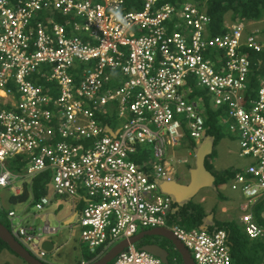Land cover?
<instances>
[{
  "label": "built area",
  "instance_id": "built-area-1",
  "mask_svg": "<svg viewBox=\"0 0 264 264\" xmlns=\"http://www.w3.org/2000/svg\"><path fill=\"white\" fill-rule=\"evenodd\" d=\"M137 1L140 8L127 10V0H0V188L49 170L52 196L84 192L78 224L91 253L140 229L168 228L195 264H232L223 230L168 224L173 201L157 181L172 180L168 150L205 136L197 86L214 109L227 108L219 123L250 160L229 186L244 198L246 237L264 240L254 217L264 200V75L255 97L247 95L248 52L263 51L264 41L243 22L224 23L226 33L210 36L205 8L189 1ZM114 113L119 126H103L101 118ZM146 147L157 160L149 157L150 172L132 159ZM17 156L27 160L24 174L7 170ZM50 202L44 196L33 206L40 212ZM7 221L43 261V236L57 230L26 227L14 211ZM114 264L165 263L130 245Z\"/></svg>",
  "mask_w": 264,
  "mask_h": 264
},
{
  "label": "trees",
  "instance_id": "trees-1",
  "mask_svg": "<svg viewBox=\"0 0 264 264\" xmlns=\"http://www.w3.org/2000/svg\"><path fill=\"white\" fill-rule=\"evenodd\" d=\"M15 2L16 0H9ZM195 3L198 7L205 8L208 16L211 19L209 32L210 36H216L227 32V28L224 27L226 16L229 15L230 22H258L264 21V0H163V3H169L172 5H179L183 2ZM136 0H127L125 9H138L140 8V2ZM61 23L63 20H59ZM264 33V29H263ZM248 57L251 61V71L247 80V95L254 98L259 88L260 78L264 74V51L260 53L248 52ZM260 62V63H259ZM79 73V72H77ZM78 82V78L75 79ZM41 83V82H40ZM194 95L201 98L205 104L204 127L205 136L212 137L214 139V146L217 145L218 140H221L224 136V132L219 124V118L226 116V107L214 109L210 104V97L205 90H201L197 86H192ZM103 126H109L115 129L119 126V122L116 120V115L108 114L101 118ZM233 138V137H232ZM190 145L196 148V144L193 140H189ZM215 156V151L205 160L206 168L211 171V164L208 159H212ZM132 159L139 165H141L146 172H150L148 161L149 151L147 149L139 150V153L134 155ZM27 166V160L24 157L17 156L14 159L7 161V170L12 174H24ZM238 169H227L218 174H214V185L218 187L230 182L234 175L239 172ZM51 179V172L45 171L35 176L29 184H23L20 194L10 197V202L13 204L23 203L30 201L31 205H34L42 197L48 193V183ZM218 193V191H217ZM217 197L223 199V196L218 193ZM83 203H79L77 209L81 210ZM264 210V202L260 203L255 208L254 217L258 224L264 226V220L261 219L260 213ZM216 212L214 207L210 211ZM260 212V213H259ZM207 211L200 203L190 201L182 206L172 203V209L168 214L167 222L169 225H178L185 230H199L203 225L204 219L207 215ZM7 213L0 205V217L6 220ZM0 223L4 225L8 230V221L4 222L0 219ZM217 230H223L227 235V247L229 249V255L232 264H260L264 255V240H250L246 237L242 226L236 220H213V225L209 226L208 232H215ZM154 238V237H153ZM157 239V238H156ZM163 248L167 247L170 252L169 263L172 264L175 260V264H182L180 255L174 250L171 243L162 238ZM149 243L148 240H142L137 244L140 248ZM165 245V246H164ZM87 248V247H86ZM3 250H8L14 254L8 246L0 240V253ZM102 247L98 248L94 253H90L88 249L83 253V259L87 263H91L99 258ZM17 256L16 254H14ZM18 257V256H17ZM23 264H26L23 261ZM109 264H114V260Z\"/></svg>",
  "mask_w": 264,
  "mask_h": 264
},
{
  "label": "rangeland",
  "instance_id": "rangeland-1",
  "mask_svg": "<svg viewBox=\"0 0 264 264\" xmlns=\"http://www.w3.org/2000/svg\"><path fill=\"white\" fill-rule=\"evenodd\" d=\"M226 22L229 23V15L226 16ZM246 25H248L247 28L248 30H252L254 28H258L259 30H261L264 28V21L249 22ZM221 129L224 132V136L221 140H218L217 145L214 148L215 156L212 158L213 159V164L211 165L212 173L218 174L220 172H223L225 169H231L236 167H243L242 169H244L250 163V160L246 157L239 156V145L237 139L234 137L232 138V136L227 131V128L225 126H222ZM145 149L149 151V157L151 161L150 163L151 164L156 163L157 160L154 158L152 148L146 147ZM173 150L174 152L168 150L166 160H168L170 157H173L174 160L170 163L172 165H178V167L176 166L175 167L178 168L179 171V167H182L184 165L183 163L181 164L180 161L183 158L187 157V150H183L181 147L175 148ZM187 159L191 160V157ZM212 159L208 161L209 164L211 163L210 161ZM176 180L183 182L182 177L179 175V173H177ZM19 188H21L20 181L15 182L8 188H0V202L2 204L3 210L6 213L9 210H14L16 215L20 216L21 218L25 217L26 215H29L28 224L30 226L39 225V227H43L45 224L48 223L50 228L57 230V232L53 236L44 235L45 237L44 239L51 238L57 246V248L53 252L48 253L46 257L43 259L45 263L77 264V261H79L80 257L88 248H86V246L82 244L80 241L79 225L74 223L69 227V226H65L62 221L64 217H66L68 214L71 213V208L73 205H75L77 199L73 197V198L65 199L63 200V202L56 201L55 204L53 203L51 206H47L43 211L39 212L34 208L33 205H31L29 201L23 203H16V204L10 202V197L18 195L17 190ZM226 191L228 192V189ZM49 192L51 195H53V190H49ZM206 196L207 199L205 200L203 206L209 212L211 209L215 207V205H219V201L217 200V194H214L212 191L207 192ZM56 206H58V210L55 209ZM84 206L80 210V213L83 210ZM25 209H27V212H24ZM53 209H55V211ZM220 211H221V207L219 206L216 209V214H218L219 219H222V217L220 216L221 214ZM38 215H40V217H36V218L33 217ZM233 215H234L233 217H235L236 214L233 213ZM0 219L6 222L4 218L0 217ZM32 220L34 221L32 222ZM238 223L240 224L239 221ZM139 231L140 230H138V232ZM4 251L10 257H6L3 253H1L0 264H3L6 261L9 264H23V261L19 257L15 256L8 250H4Z\"/></svg>",
  "mask_w": 264,
  "mask_h": 264
},
{
  "label": "water",
  "instance_id": "water-1",
  "mask_svg": "<svg viewBox=\"0 0 264 264\" xmlns=\"http://www.w3.org/2000/svg\"><path fill=\"white\" fill-rule=\"evenodd\" d=\"M107 132L111 136H114L113 132H111L109 129ZM213 141L214 139L212 137L207 136L201 142V145L195 149V164L194 168L190 170L189 184L182 185L176 180L159 181L157 183L160 192L169 196L173 203L182 206L183 204L190 201L200 189L214 186L215 178L205 167V158L212 153ZM213 188H215V186ZM210 223L213 224V214H208L205 217L203 225L200 227V229L208 230V225ZM145 236H159L168 240L173 246L174 250H176L180 255L182 264H195L189 251L178 239H176V237L168 228H152L148 230H141L128 239L121 240L111 247L102 257L89 264H109L122 251H124L130 245L139 243ZM0 240L4 242L8 248L26 264H45L43 261L32 256L20 243H18V241L12 236L11 232L1 223ZM41 249L47 253L52 252V242L44 240L41 243ZM139 249L147 251L150 254L158 257L165 264L168 263L169 252L165 248H162L156 244H147L140 247Z\"/></svg>",
  "mask_w": 264,
  "mask_h": 264
},
{
  "label": "crops",
  "instance_id": "crops-1",
  "mask_svg": "<svg viewBox=\"0 0 264 264\" xmlns=\"http://www.w3.org/2000/svg\"><path fill=\"white\" fill-rule=\"evenodd\" d=\"M204 140V139H203ZM203 140H201L200 142H196V148L199 146V145H201V142L203 141ZM216 147V145L214 146V141H213V149H212V152H213V150L215 151V148ZM224 147H225V144H224ZM196 148H193L191 145H190V143L187 141L186 142V144H185V146H183L182 147V149L183 150H187V157H185V158H183L180 162H181V164L183 163L184 165L182 166V167H179V171H178V168H176V167H178V165H172V164H169V167L167 168V170L169 171V173L170 174H172V177H171V179L172 180H176V176H177V173H179V175L182 177V181L183 182H181V181H178V180H176L179 184H182V185H187V184H189V182H190V170L191 169H193L194 168V164H195V149ZM171 152H174V150H172ZM211 155V154H210ZM210 155H208V156H210ZM208 156L205 158V160L208 158ZM191 157V160H188L187 158H190ZM171 158V160L173 161L174 160V158L173 157H170ZM210 159H208V161H209ZM211 163V165L213 164V159L210 161ZM176 166V167H175ZM206 167V166H205ZM243 167H236V168H231V169H238V170H241ZM207 169V168H206ZM208 170V169H207ZM225 170H227V169H225ZM209 171V170H208ZM212 175H213V173H212V171H209ZM214 176V175H213ZM215 178V177H214ZM159 181H164V180H158L157 181V183L159 182ZM31 182V180H28L27 182H21V188H19L18 190H17V194H20V192H21V190H22V186H23V184H29ZM214 182H215V180H214ZM50 183H51V179L49 180V183H48V185H47V187H48V192H49V190H52L51 188H50ZM215 186V185H214ZM213 186V187H214ZM213 187H205V188H202V189H200L198 192H197V194L195 195V196H193L192 198H191V200L190 201H193V202H195V203H200V204H204V202H205V200L207 199V196H206V193L207 192H209V191H212L214 194H217L218 195V193H220L222 196H223V199H219L218 197H217V200L219 201V205H215V208L217 209V207H221V211H220V216L222 217V219H219L218 218V214H216V212L213 214V213H211L210 211L208 212L206 209V211H207V213L208 214H213V220H221V221H226V220H236L237 222L239 221V216H240V214L242 213L241 212V205H242V203L244 202V198H243V196L239 193V192H236V191H233V190H231V188H230V186H229V183H227V184H225V185H222V186H220V187H218V189L216 188V186H215V188H213ZM221 187H222V190H221ZM159 189V188H158ZM225 189V190H224ZM228 189V192L226 191ZM217 191H218V193H217ZM159 192H160V190H159ZM161 193V192H160ZM48 194V193H47ZM49 198H50V200H51V202H50V204L48 205V206H51L53 203L55 204L56 203V201H62L63 202V200H65V199H68V198H64V197H58V196H52L51 194H50V192H49ZM48 195H45V196H48ZM199 195V196H198ZM74 198H76L77 199V201H76V203H75V205H73L72 206V208H71V213L70 214H68L66 217H64L63 219H62V221H63V223H64V225L65 226H71V225H73L74 223L75 224H78V219L80 218V210H78L77 209V207H78V205H79V203H83V206H84V204H85V202H86V198H85V195H84V192H80L77 196H75ZM196 200V201H195ZM190 201H188V202H190ZM30 202V201H29ZM187 202V203H188ZM264 202V200H262L260 203H263ZM259 203V204H260ZM186 204V203H185ZM258 204V205H259ZM0 205H1V207H2V204H1V202H0ZM184 205V204H183ZM205 208V207H204ZM52 209V208H51ZM55 209L56 210H58V206H56L55 207ZM55 209H53L54 211H55ZM9 211H14V210H9ZM24 212H27V209H25L24 210ZM233 213H235L236 215H235V217H233L234 215H233ZM260 213V212H259ZM207 214V215H208ZM261 214V213H260ZM206 215V216H207ZM28 216L29 215H26L25 217H22L21 219H22V223L26 226V227H31V228H38V229H42L43 227H39V225H37V226H30L28 223ZM33 217H40V215H38V216H33ZM34 220H32V222H33ZM48 224V223H47ZM46 225V224H45ZM49 225V224H48ZM79 225V224H78ZM213 224L212 223H210L209 225H208V228H209V226H212ZM242 226V225H241ZM141 230H148V229H140V231ZM79 231H80V227H79ZM139 231V232H140ZM138 233V232H137ZM136 233V234H137ZM46 235H48V236H53L54 234H46ZM154 237V238H153ZM45 238V237H44ZM43 238V240H48V241H50V242H52V244H53V250H52V252L57 248V246H56V244H55V242L51 239V238H46V239H44ZM157 238V239H156ZM145 239V241L146 240H148L149 241V243H147V244H156V245H158V246H160V247H162L163 248V242H162V237H159V236H145L142 240H144ZM141 240V241H142ZM140 241V242H141ZM120 242V241H119ZM82 243V242H81ZM118 242H115L113 245H111L109 248H107V249H105V250H103V251H101L100 252V255H98L99 256V258L100 257H102L106 252H108V250L111 248V247H113L115 244H117ZM83 244V243H82ZM138 244V243H137ZM137 244H135L134 246L136 247V248H138L137 247ZM147 244H145V245H147ZM85 245V244H84ZM86 246V245H85ZM165 246V245H164ZM166 250H168V252H169V249L167 248V247H164ZM139 249V248H138ZM90 252V251H89ZM2 253L6 256V257H10L8 254H6L5 253V251L3 250L2 251ZM51 253V252H50ZM91 253V252H90ZM191 255V254H190ZM192 257V256H191ZM98 258V259H99ZM169 260H170V252H169V257H168V262H169ZM173 261H175V260H173ZM5 264H9L7 261L6 262H4ZM3 263V264H4ZM195 263V262H194ZM69 264H74V263H69ZM77 264H89V263H87L84 259H83V255L80 257V259H79V261H77Z\"/></svg>",
  "mask_w": 264,
  "mask_h": 264
},
{
  "label": "clouds",
  "instance_id": "clouds-1",
  "mask_svg": "<svg viewBox=\"0 0 264 264\" xmlns=\"http://www.w3.org/2000/svg\"><path fill=\"white\" fill-rule=\"evenodd\" d=\"M225 23H228V22L225 21ZM229 23H230V20H229ZM247 23H249V22H247ZM247 23H246V24H247ZM254 29H258V28H254ZM254 29H252V30H254ZM263 29H264V28H263ZM263 29H261V30L258 29V31H259V36H260V39H261L262 41H264V33H263ZM249 31H250V30H249ZM263 51H264V50H263ZM261 52H262V51H261ZM258 53H260V52H258ZM263 75H264V74H263ZM262 77H263V76H262ZM262 77H261V78H262ZM259 85H260V83H259ZM257 90H258V89H257ZM219 124H220V123H219ZM220 125H221V124H220ZM221 127H222V125H221ZM226 128H227V127H226ZM227 131L230 133V135H231L232 137L236 138V136H235L233 133H231V132L228 130V128H227ZM205 137H206V136H204L203 139H204ZM203 139H202V140H203ZM236 139H237V138H236ZM189 140H192V139H189V138H188V139H184V142H183L184 144H182V147L185 146L186 142H187V141L189 142ZM193 141H194L195 144H196L197 141H195V140H193ZM200 141H201V140H199L198 142H200ZM182 147H181V148H182ZM46 171H47V170H46ZM44 172H45V171H44ZM51 179H52V174H51ZM31 180H32V179H31ZM27 181H28V180H27ZM27 181H25V182H27ZM8 212H9V211H7V213H8ZM6 220H7V216H6ZM8 224H9V223H8ZM9 231H10V230H9ZM206 231H207V230H206ZM43 238H44V236H43ZM43 241H44V240L42 239V242H43ZM18 243H19V242H18ZM87 248H88V247H87ZM43 251H44V250H43ZM94 252H95V251H94ZM94 252H93V253H94ZM1 253H2V252H1ZM1 253H0V254H1ZM47 254H48V253L46 252V255H47ZM31 255H32V254H31ZM32 256H33V255H32ZM34 257H35V256H34ZM35 258H36V257H35ZM36 259H38V258H36ZM38 260H39V259H38ZM22 261H23V260H22ZM41 261H42V260H41ZM43 262H44V260H43ZM44 263H45V262H44ZM45 264H47V263H45Z\"/></svg>",
  "mask_w": 264,
  "mask_h": 264
}]
</instances>
